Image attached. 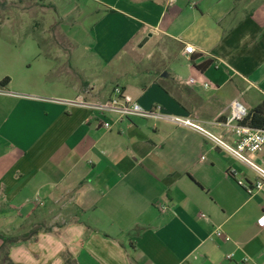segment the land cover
<instances>
[{"label":"crops","instance_id":"crops-1","mask_svg":"<svg viewBox=\"0 0 264 264\" xmlns=\"http://www.w3.org/2000/svg\"><path fill=\"white\" fill-rule=\"evenodd\" d=\"M50 1L64 34L56 56L38 39L0 38V88L13 94L0 95V233L28 236L11 262L264 264L256 172L170 122L63 103L104 101L118 85L234 143L216 123L235 100L247 110L264 100V0ZM65 34L75 56L66 67ZM147 45L141 73L116 83L118 60L130 53L132 67ZM250 157L264 167V155Z\"/></svg>","mask_w":264,"mask_h":264},{"label":"built area","instance_id":"built-area-1","mask_svg":"<svg viewBox=\"0 0 264 264\" xmlns=\"http://www.w3.org/2000/svg\"><path fill=\"white\" fill-rule=\"evenodd\" d=\"M194 52L195 48L192 45H185V54L191 55ZM196 83L197 82L193 78L189 80V84L196 85ZM199 86L203 90L214 88L210 82H201ZM0 95L12 96L13 94L0 88ZM63 103L69 107L84 108L100 115L109 113L116 115L119 119L144 118L162 120L170 122L178 127L195 131L211 142L213 146L221 149L256 172L259 177V181L256 183V189L262 190L264 188V167L256 163L250 157L264 147V130L253 129L240 124L248 115V110L237 100L233 101L230 105L228 119L224 122L216 123L232 133L236 138L234 143H231L220 134L207 130L202 123L190 116L166 114L162 111L160 106H152L148 109L144 108L118 85L113 87L112 96L104 101H88L77 98ZM101 126L106 130L112 129V124L108 121L102 122ZM240 184L242 185L243 183L241 182ZM201 216L204 217L203 214ZM257 223L259 227H264V214L258 219ZM215 235L217 237H223L222 230L219 228ZM225 239L228 240V238ZM230 257L231 256H228V258Z\"/></svg>","mask_w":264,"mask_h":264},{"label":"rangeland","instance_id":"rangeland-1","mask_svg":"<svg viewBox=\"0 0 264 264\" xmlns=\"http://www.w3.org/2000/svg\"><path fill=\"white\" fill-rule=\"evenodd\" d=\"M61 21L59 14L53 11L50 0H0V38L21 39L28 38L38 39L41 42L43 53L47 55L58 54L55 43L62 41L64 34L58 27L57 22ZM84 28H93L92 21L82 22ZM65 34V67L66 61L75 58L73 55V46L66 39ZM94 31L89 36V45L91 47L94 41ZM138 48V47H137ZM150 45L144 46L143 49H137L133 53L132 67L126 69L129 54L123 59L118 60V78L117 82L122 85L120 79L127 80L130 75L140 74L142 71V59L150 53ZM127 53L125 49L123 54ZM103 75V74H102ZM102 77V76H101ZM71 80H80L77 76L71 75ZM81 82V81H79ZM246 109L245 101L240 102ZM260 155H264V147L259 151Z\"/></svg>","mask_w":264,"mask_h":264},{"label":"trees","instance_id":"trees-1","mask_svg":"<svg viewBox=\"0 0 264 264\" xmlns=\"http://www.w3.org/2000/svg\"><path fill=\"white\" fill-rule=\"evenodd\" d=\"M8 78L1 81L2 84H7ZM242 126H248L253 129L264 130V100L257 106L248 110V115L240 123ZM27 235L5 236L0 233V264H13L9 259V249L11 246L19 243L20 241L27 240Z\"/></svg>","mask_w":264,"mask_h":264},{"label":"water","instance_id":"water-1","mask_svg":"<svg viewBox=\"0 0 264 264\" xmlns=\"http://www.w3.org/2000/svg\"><path fill=\"white\" fill-rule=\"evenodd\" d=\"M144 43H145V40L140 44V47H142L144 45Z\"/></svg>","mask_w":264,"mask_h":264}]
</instances>
